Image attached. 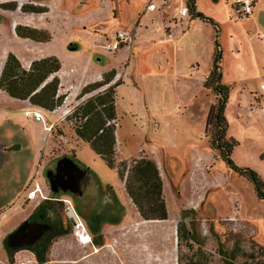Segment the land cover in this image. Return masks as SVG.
Returning <instances> with one entry per match:
<instances>
[{
    "label": "rangeland",
    "instance_id": "374dc122",
    "mask_svg": "<svg viewBox=\"0 0 264 264\" xmlns=\"http://www.w3.org/2000/svg\"><path fill=\"white\" fill-rule=\"evenodd\" d=\"M145 2L114 1L111 16L118 15L117 27L127 28L136 22L137 13ZM89 3L88 0H71L67 3L65 11L72 13L73 21L89 14L86 19L101 18L100 24L88 25L86 32L73 28L67 31L80 45L79 49L74 50L76 45L69 49V43L67 50L80 54L90 51L97 66L118 67L117 62L124 52L116 56L115 52L103 46L105 36H111L116 23H109V19L102 20L107 16L106 12L90 13ZM22 5L40 6L31 5L25 0H0V16L3 17L0 21V52L14 47L10 32L12 11L17 7L20 10ZM197 6L217 24L215 29L218 31L217 40L222 56V81L230 87L224 110L228 123L226 137L237 142L230 156L237 166L254 169L264 182V51L260 41L254 39L251 48L250 45L244 46L239 61L235 54L243 29L255 31V24L250 18L246 22L244 19L235 20L230 10V0H197ZM259 9L260 6L254 9L256 16L264 12V8ZM166 17L162 21L163 26L167 24ZM69 18L67 15L70 23ZM151 18L154 20L152 24ZM191 19L174 24L171 30L175 33V40L173 44H165L158 42L163 30L157 14H145L140 23L142 27L138 26L136 34L145 25L149 28L152 26V31L142 40H138L140 36L137 38L136 45L130 50L131 61L128 62L131 67L129 77L135 79L138 88L133 89L132 84L126 83L119 88L115 97L116 135L119 141L115 153L116 164L128 163L139 155L157 161L167 207L165 220L141 219L116 169L108 167L87 143L76 137L72 120L66 117L50 134L46 125L59 119V108L52 111L39 109L44 122H36L24 114L27 107L31 108L30 105L0 90V129L13 132L21 146L22 150L14 155L13 168L23 164L20 182L5 185L9 190L6 201L15 203L28 184L30 189L39 188L36 198L30 203L42 200L41 195L51 196L46 179L42 176L45 164H49L48 160L52 158L73 155L76 161L89 169L97 186L93 195L89 193L82 202L70 196L75 207L79 205L84 213L105 211L113 193L123 206L117 223L104 221L100 232L93 234L92 245H78L70 233L54 239L45 258L49 264H226V260L242 264L244 260L251 261V256L255 257L253 261L264 257V200L258 199L252 184L231 170L219 152L210 147L211 124L198 134L196 122H191L183 108L177 107V102H185L192 90L188 94L181 88L180 82L176 81V72L174 74L169 70V64H165L166 59L173 62L174 69L180 75L187 72L191 63L193 69L198 66L200 70H207L213 55L214 27L198 18L190 22ZM260 19L263 20L262 14ZM101 23L107 28L102 29L105 25ZM85 34H88L87 37ZM62 35V30L55 32L54 40L61 39ZM96 36L100 41L96 42ZM153 41L160 47L158 51L153 48ZM249 48L253 49L259 67L258 75L252 72L255 65L250 59ZM239 65L242 73L239 72ZM126 66L127 63H124L117 68V79H126ZM203 90L209 104L208 115H212L216 95L210 88ZM147 93L153 96L155 105L169 110L159 128L153 125V116L146 112L148 105L140 106L139 95ZM10 175L1 180V185L7 182ZM20 200L11 212L0 216L1 238L3 232L13 224L10 221H19L25 216L22 208L30 203ZM182 210L192 212L182 219ZM113 212L106 213L105 219L111 218ZM59 213L66 221L62 208Z\"/></svg>",
    "mask_w": 264,
    "mask_h": 264
},
{
    "label": "trees",
    "instance_id": "16d2710c",
    "mask_svg": "<svg viewBox=\"0 0 264 264\" xmlns=\"http://www.w3.org/2000/svg\"><path fill=\"white\" fill-rule=\"evenodd\" d=\"M187 5L193 18L211 24L215 31L212 64L203 83V86L210 88L217 98L211 122L210 147L219 152L221 159L231 170L244 176L252 184L258 199L264 200V182L259 174L250 167L237 166L230 156L237 142L226 137L228 123L224 110L229 99L230 87L222 82L220 66L222 56L217 40L218 31L215 29L217 24L212 18L196 10L195 0H188ZM20 10L34 13L45 11L39 6L25 5H22ZM15 32L21 38H29L34 41H48L50 38L46 31L28 26L16 25ZM74 45L76 44L70 43L68 48L70 49ZM74 49H77V46H74ZM60 67L61 63L57 57L48 56L33 60L29 69L25 70L17 57L9 52L0 72V89L11 98L28 100L32 106L38 109L52 111L59 107L65 98L64 94H58L59 78L56 73ZM115 76L116 71L112 69L104 73L101 80L83 86L76 97L79 103L74 106L67 118L73 121L76 137L87 143L108 167L116 169V173L123 182L124 190L136 207L141 219L165 220L168 216L167 207L163 196L162 178L156 162L148 156L139 155L128 163L116 164L115 87L120 83V80L112 83ZM54 204L59 213L62 208L61 204L57 201ZM77 207L92 234L100 232L104 221H109L112 224L117 223L120 213L123 211V206L120 205L114 193L105 211L93 210L84 213L79 205ZM112 211L114 212L110 216L111 218L105 219V214ZM190 212L192 210H182L181 218H185ZM60 220V230L46 244L42 245L36 255L38 264H49L45 258L54 239L70 233V223L67 218L66 221ZM261 250L263 249L261 248ZM9 257L12 260L11 255ZM254 258L251 256V261L244 260L242 264H264V257L253 261ZM226 264H233V262L226 260Z\"/></svg>",
    "mask_w": 264,
    "mask_h": 264
},
{
    "label": "crops",
    "instance_id": "0c3cea01",
    "mask_svg": "<svg viewBox=\"0 0 264 264\" xmlns=\"http://www.w3.org/2000/svg\"><path fill=\"white\" fill-rule=\"evenodd\" d=\"M25 1H27L28 3H31V5H40L39 7H42L45 11L40 12V13H34V12L25 13V12H21L19 10V7H17L15 10L12 11L14 15L12 17L10 32L11 34H13L12 40L14 42V47L1 50L0 52V72L3 66V63L5 61L6 55L9 52L14 54L17 57L22 68L25 70L29 69L31 62L35 59H40V58L48 57V56H55L59 59L61 63V67L56 73V75L59 78L58 94H64L65 98H64L63 103L59 107H57L59 108V111H60L59 119L57 118L55 120L49 121L47 124V125H52L51 129L47 128L50 131V134H51L52 129L55 126L60 125L62 120H64L67 117L66 111L67 110L69 111L76 104L79 103L76 97L78 93L80 92L81 88L88 83L101 80L102 75L104 73L112 69L116 71L119 66H122L124 63H127L126 79L124 81H121L119 78L117 79V76H115L114 80L112 81V83H114L116 80H120L119 81L120 83L115 87V94L119 90V88L124 86L126 83L132 84L131 85L132 88L133 87L138 88L137 82L135 81V79L132 77L131 78L129 77V72H130L131 67L128 66L129 65L128 62L131 61L130 50L133 45H136L137 38L140 36L141 39H138V40H142L143 38L147 37V35L150 34L152 31V26H150L149 28L145 25L144 29L140 30L139 34H136V29L138 28V26H140V28L142 27L140 23L146 13L157 14L158 19L161 20L160 25L162 26L163 32L161 33V35H159L158 39L160 41L158 42H164L165 44H170V43L173 44V41L175 40V33L171 30L172 26L176 24L178 21H181L183 19H191L192 17L191 14L188 17H182L178 14V9L183 4L184 5L187 4L188 0H146L142 10L139 13H137L138 19L136 20V22H134L131 26L127 28H124L121 26L117 27L116 22L118 20L116 18H119L118 15L117 17L111 16V11L113 9L112 4L114 3V1L115 3H117V0H88L90 2L88 5L90 8V13L94 12L95 14H102L103 12H106L107 16L105 15L106 17L103 18L102 20L109 19V23L111 24L116 23L115 25H113L115 28L114 30H112L113 32L111 36H105L104 34V36L106 37V40L111 39L117 30L124 29V30H132L133 32V41L131 45L129 46L121 45L117 50L114 51L116 56L124 52L119 57V61L117 62L119 66L118 67L117 66L99 67L97 66V64L93 62L92 53L90 51H85V54L84 52L80 54V53H71L69 50H67V44L69 43H75L77 46V49L80 48L79 43L76 40H73L72 39L73 37H71L70 32L67 33V31H70L73 28V29H80L83 32L84 31L86 32L88 25L93 24V23L100 24L99 21L101 20V18L98 20L96 19L89 20V18L86 19V17L90 16L89 14V16H86V17L84 16L79 17L80 20L73 21L72 13L65 11L67 3L71 0H25ZM119 1H122V0H119ZM150 1L155 3L154 10L146 9V6L148 2ZM258 1L259 0L253 1V8H252V12L250 15H248L246 18L238 19L234 16L232 5H231L232 0H230V10L232 11V16L235 20L244 19L246 22V20L250 18L251 21L255 24L254 26L255 31L254 30L252 31L250 28L243 29L244 33L242 34L241 36L242 38L240 39L241 41H239V43L237 44L236 46L237 49L235 51L238 61H239L240 53L244 49V46L248 45L249 47L250 45V48H251V43H254L253 42L254 39H258V42L260 41V43L262 44V49L264 51V12L260 13L263 15V20L260 19V21H259L260 14L259 16H256L254 14V9L256 6L257 7L260 6L261 9L264 8V0H261L260 2ZM195 6H196V10L199 11V8L197 6V0H195ZM67 15L71 17L69 18L70 23L67 21ZM164 16H167L166 18L168 19V21H167V24L163 26L162 21L164 20ZM171 18H173V20H171L170 22L169 20ZM2 19L3 17L0 16V21H2ZM195 19L196 18L192 17L190 22L195 21ZM150 21H151L150 23L152 24V22L154 21L153 18H151ZM101 24H104V23H101ZM16 25L28 26V27L35 28L38 30L46 31L47 33H49L50 38L48 41H34L29 38H21L15 32ZM96 26L97 25H95V27ZM165 27H168V31L173 34V37L171 39L167 38ZM103 28H107V25L102 26V29ZM59 30H62L63 35L61 36V39L54 40L55 32ZM87 35L88 34H85L84 36L87 37ZM248 35L250 36L248 37ZM88 37H91V36H88ZM95 40L96 42L100 41V38L96 36ZM105 42L103 43V45L105 44ZM153 43H154L153 48L158 51L159 50L158 48L160 47H158V44L156 43V41H153ZM91 47H93L92 43H91ZM250 48H249V51H251L249 53L251 57L250 59L252 60L253 65H255L253 67L254 70H252V72L254 71V74L258 75L259 67L257 65V62L255 61L253 49L250 50ZM77 49H74V50H77ZM158 53L160 54V52ZM68 57L70 58L68 59ZM165 64H169L168 65L169 70L172 71L174 74L176 72V75H175L176 81L180 82V84L182 85L181 88L184 91H187L188 94H190L189 91L192 90L190 97H187L185 102H177L179 104V105L177 104V107L178 108L182 107L183 111H185L187 115V118L190 119L191 122H196V126L198 127L197 128L198 134H199L200 131H203L204 129H206V127L209 126V124H211L210 122H212V116L214 112V111L212 112V115H208L209 104L207 102V98L203 90V89H206L203 86V83L211 68L212 59H211V64L207 68V70L205 71L200 70L198 66L193 69L192 67L193 63H191L187 72L181 73L180 75H178L179 73L174 69V65L172 61L170 62L169 60L166 59ZM240 65H239V72L242 73ZM244 69L246 72H249L247 67H244ZM221 72H222V69H221ZM116 74H117V71H116ZM242 76L243 75H240L239 77H242ZM139 97H140V106L148 105L146 112H149L153 116L154 118L153 125L159 128L161 124L163 125L162 119L166 117L165 113L169 114V110L159 108L158 105H155L153 103V96L149 93H147V95L140 94ZM22 101L31 106V108L27 107L25 110L36 108L32 106L28 102V100H22ZM115 102H116V99H115ZM156 107H158L159 109L158 108L156 109ZM154 108L156 110H154ZM115 109H116V105H115ZM42 110H45V109H42ZM116 116H117V113H116ZM209 116L211 119L209 118ZM36 122H40V121H36ZM116 132H117V128L115 131V136H116L115 153H116V147L119 143ZM158 169H159V166H158ZM0 240H1V237H0ZM11 258L12 260H10L9 255L2 248L1 241H0V264H18L19 261H20V264H38L33 254L25 250L16 252Z\"/></svg>",
    "mask_w": 264,
    "mask_h": 264
},
{
    "label": "flooded vegetation",
    "instance_id": "af4514ba",
    "mask_svg": "<svg viewBox=\"0 0 264 264\" xmlns=\"http://www.w3.org/2000/svg\"><path fill=\"white\" fill-rule=\"evenodd\" d=\"M15 138L13 132L2 131L0 129V216H4L11 212L12 209H14L15 203L20 199L23 200L24 203L26 201H29V203L33 202L27 198L30 184H28L23 190L22 195H20L15 203L13 201H6L9 190L5 185H17L22 177L23 164H20L19 168L15 166L13 168L12 166L14 155L22 150ZM63 157H65V155L58 158H52L50 161L48 160L49 164H45L42 176L45 177V171L48 172L49 177L52 180H55L57 176L65 175L63 169L65 166L64 163L61 162L60 164H57L59 159ZM68 157L74 158L73 155H68ZM8 174L12 175H10L6 183L3 182V185H1V180L3 178L6 179ZM87 178L81 176L78 187H76L75 194H77L78 199L75 200L77 201L79 200L82 202L89 196V193L93 195V192L97 187L92 179L89 181V177ZM45 179L46 184L49 186L46 177ZM49 192L51 196H44L42 200H38L35 204L30 203L22 208V210L26 212L25 216L19 221H10L13 222V224H10L9 228L3 232L0 240L1 246L8 255H11V257L16 252L25 250L33 254L36 259V255L42 245L46 244L49 239L60 230V219H62V216L57 212L54 204L55 200L53 199L57 195L52 193L51 190H49Z\"/></svg>",
    "mask_w": 264,
    "mask_h": 264
},
{
    "label": "built area",
    "instance_id": "2783aa9c",
    "mask_svg": "<svg viewBox=\"0 0 264 264\" xmlns=\"http://www.w3.org/2000/svg\"><path fill=\"white\" fill-rule=\"evenodd\" d=\"M253 1L254 0H232V9L234 16L236 18H246L248 15L251 14L253 8ZM147 10H154L155 3L152 1L148 2L146 6ZM178 14L182 17H188L190 15L189 7L187 4H183L178 9ZM173 20L171 18L169 21ZM165 32L167 38L171 39L173 34L168 31V27H165ZM133 41V32L132 30H117L111 39L106 40L105 44L103 45L104 48L110 52H114L117 50L121 45L129 46ZM67 116L71 113V111L67 110ZM24 114L27 117H32L35 121L44 122V118L39 111L38 108L28 109L25 110ZM46 128L51 129L52 125H46ZM39 192V188H32L27 192V198L29 200H34L36 198V193ZM43 195L40 196V198ZM55 201L61 204L63 213L67 220L70 223V235L74 237L77 244L80 246H89L93 244V235L89 231L87 224L80 213L77 211L74 203L72 202L69 195H59L53 198ZM96 249V248H94ZM96 251V250H95Z\"/></svg>",
    "mask_w": 264,
    "mask_h": 264
},
{
    "label": "water",
    "instance_id": "95a60500",
    "mask_svg": "<svg viewBox=\"0 0 264 264\" xmlns=\"http://www.w3.org/2000/svg\"><path fill=\"white\" fill-rule=\"evenodd\" d=\"M61 162H63L65 165L63 168L65 175L57 176L55 180H52L49 177L48 172H44L49 184V188L55 195L64 194L72 196L74 199H78L77 194H75V190L76 187H78L81 176H85V178L89 177V181L92 179L95 182V180L91 177L89 169L80 162L76 161L75 158L65 156L59 159L57 164H60Z\"/></svg>",
    "mask_w": 264,
    "mask_h": 264
}]
</instances>
